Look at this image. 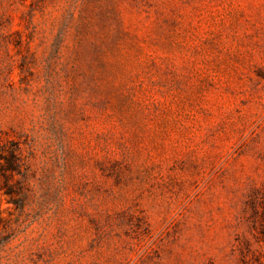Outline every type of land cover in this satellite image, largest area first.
<instances>
[{
	"label": "rangeland",
	"instance_id": "obj_1",
	"mask_svg": "<svg viewBox=\"0 0 264 264\" xmlns=\"http://www.w3.org/2000/svg\"><path fill=\"white\" fill-rule=\"evenodd\" d=\"M0 264H264V0H0Z\"/></svg>",
	"mask_w": 264,
	"mask_h": 264
},
{
	"label": "trees",
	"instance_id": "obj_2",
	"mask_svg": "<svg viewBox=\"0 0 264 264\" xmlns=\"http://www.w3.org/2000/svg\"><path fill=\"white\" fill-rule=\"evenodd\" d=\"M5 165H2L0 174V194L10 198L8 203H12L16 206H22L24 204V194L22 190L24 185L21 181L11 183L14 173L20 174L21 160L17 154V150H14L10 154V158H5Z\"/></svg>",
	"mask_w": 264,
	"mask_h": 264
}]
</instances>
